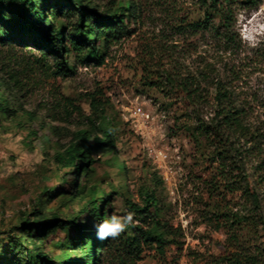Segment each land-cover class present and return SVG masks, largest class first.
Listing matches in <instances>:
<instances>
[{"label":"rangeland","instance_id":"rangeland-1","mask_svg":"<svg viewBox=\"0 0 264 264\" xmlns=\"http://www.w3.org/2000/svg\"><path fill=\"white\" fill-rule=\"evenodd\" d=\"M90 1L102 11L123 0ZM130 1L138 12L129 31L99 47L100 60L67 54L66 71L28 41L0 40L7 108L0 109V264L8 236L23 231L41 201L43 217L90 222L75 182L97 183L96 196L116 191L102 209L108 216L134 212L135 224L108 241L106 254L98 252L99 264H218L232 254L264 264L262 224L252 235L237 227L236 216L252 211L234 189L256 185L264 216V0H234L228 38L217 20L213 29H191L202 18L199 0ZM216 87L242 110L246 135H194L197 123L214 119ZM91 102L103 109L114 146L93 150L88 173L78 178L52 156L95 118ZM46 187L56 194L47 198ZM146 192L156 207L141 220L130 203L141 207ZM152 216L165 224L163 254L143 242L140 252H124L119 240L146 229ZM74 237L56 225L40 241L65 264Z\"/></svg>","mask_w":264,"mask_h":264},{"label":"trees","instance_id":"trees-1","mask_svg":"<svg viewBox=\"0 0 264 264\" xmlns=\"http://www.w3.org/2000/svg\"><path fill=\"white\" fill-rule=\"evenodd\" d=\"M255 3L256 0H249ZM234 0H199L202 18L189 23L192 30L202 28H215L214 21L224 28L222 35L227 37L226 31L233 21L231 5ZM137 8L130 0L119 1L115 6L99 11L90 0H0V40L28 41L45 51L52 53L58 60L62 71L68 70L66 63L67 54L73 52L76 56L91 57L100 60L102 54L99 47L106 48L112 39L122 36L129 31L131 23L137 18ZM67 20L66 22L64 20ZM67 30L68 33H65ZM44 54V53H42ZM216 108L214 119L210 123H197L194 135L204 138L208 135L222 139L228 134L246 135L248 130L242 123V110L229 105V96L224 89L216 87L214 91ZM5 100L0 96V109ZM92 113L95 118L88 117V125L72 131L70 139L55 151L52 156L58 168H67L80 178L86 175L93 162L91 153L99 148H112V127L104 121L103 109L91 102ZM253 135V134H252ZM89 139L92 140L89 143ZM236 151L239 149L236 147ZM125 171L124 163H116ZM264 178V175L262 176ZM78 197L83 200L80 212L86 213L89 223L77 221V217L59 219L55 213L44 216L39 203L38 210L34 211L31 221H26V226L19 234L9 235L7 238L8 256L4 264H56L53 256L49 255L40 239L45 238L54 226L70 227L74 231V240L70 244L73 256L64 258L65 264H99L97 254H106L105 245L111 238L100 240L96 238L94 224L101 222L108 215L103 213L104 205L110 196L116 192L100 191L96 196L98 184L90 185L75 182ZM235 190L241 191L250 202L252 211L249 218L242 215L236 216L237 227L250 235L256 229L257 221L261 222L264 230V216L260 196L256 185H236ZM44 192L51 198L56 191L46 187ZM143 204L138 207L130 203L131 208L138 212L141 220L146 218L149 208L156 207L154 194L144 193ZM100 201V202H99ZM138 233L131 237L119 240L124 252H140L141 243H149L163 254L167 243L165 224L152 216V222L146 229L137 227ZM31 236L30 238L28 236ZM253 264V256L246 257L232 254L220 260L218 264Z\"/></svg>","mask_w":264,"mask_h":264},{"label":"clouds","instance_id":"clouds-1","mask_svg":"<svg viewBox=\"0 0 264 264\" xmlns=\"http://www.w3.org/2000/svg\"><path fill=\"white\" fill-rule=\"evenodd\" d=\"M134 212L125 211L123 215H109L101 222L94 224L97 239L115 238L123 231L135 224L133 220Z\"/></svg>","mask_w":264,"mask_h":264}]
</instances>
